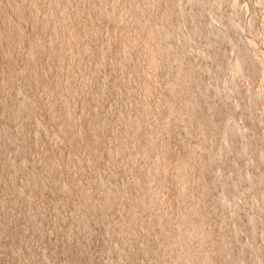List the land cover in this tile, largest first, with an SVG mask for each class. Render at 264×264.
I'll use <instances>...</instances> for the list:
<instances>
[{"label": "rangeland", "instance_id": "obj_1", "mask_svg": "<svg viewBox=\"0 0 264 264\" xmlns=\"http://www.w3.org/2000/svg\"><path fill=\"white\" fill-rule=\"evenodd\" d=\"M86 1L87 0H0V29H3L4 32V38L0 41V129L3 123V117L1 115L3 109L9 113L7 114V120L13 121V106H15L17 102H15L16 99L14 94L13 97H9L8 94H12L15 90V70L17 69L18 63L19 67L23 69L21 77L24 76V78L26 77L27 79V87L25 89L27 96L30 97L28 100L30 103L29 111H25L20 120L19 136L21 148L19 156L15 159V164L19 166V170H21V173L25 176L27 183L35 185V188L39 185H43L44 180H39L37 176H32L31 170L35 166L42 170L44 176L52 180L57 171L60 177H70L68 179H72L75 182L69 183L67 180L69 183L68 189L58 193L61 202L67 205L69 203L71 208H73V206L80 208L81 206L85 207L89 205L88 202L91 192L88 183L94 179L95 167L92 163L94 161L95 152L92 151L93 147L87 142L82 141L81 138L76 137V135L84 128H89L90 121L98 110L91 111V109L84 110L82 108L85 103L91 102L89 98L94 97L92 94L94 91V94L98 93L94 83L101 81L100 77L103 72L102 69L97 66V59H90L91 56L88 55V52L91 47H99L105 43L104 40H106V38H104L102 33L104 29L110 25L106 13L108 9L114 10L116 15L111 22L110 29L112 33L116 32V34L113 38V46L110 52L116 57L117 61L122 64L120 75H113L114 78L117 77V80L114 82L115 87L119 93L127 92L126 88H128L131 93H128L129 96L133 100H137L139 111H146V115L143 117L142 121L146 122L148 134L138 136L137 139L134 138L138 123L137 120H135L136 116L133 115V112H129V110L132 109L131 101L122 102L119 108V115L115 119H110L106 127H103L100 131L97 128H91L89 131L92 145L97 144V139L101 137H113L114 142L111 145L112 147L110 146L108 147L109 149L107 148L105 150L108 161L107 163L104 162L101 167L102 169H104V167L112 168L117 161L115 166L118 167L125 179L127 178L132 181L130 182L126 179L125 185L122 186V189L125 190L128 188H138L142 180L141 187H148L157 198L155 206L159 214L158 216H160L163 223H165L166 230L169 229V238L181 237L179 238V242H175L173 246L175 251H172L175 253L172 257L163 258L162 260H153L154 263H156V261L169 264L239 263L238 260L219 259L215 254L221 251V249H224L223 242L220 241L223 246L219 244V240L216 239L217 237L213 235L214 233L212 231L207 235L201 233L198 228L199 223L194 221L193 217H190L193 215L196 205L194 204V191L191 185L193 173L188 166V162L195 157L192 154V156L188 155L191 153H189L188 150H186L188 154L186 152V154L184 152L180 153V149H183L184 145L181 143V139H178L180 138L181 132L179 120L170 118L168 122L169 117L161 122H155L153 120L154 107L160 106L164 101V99H160V96L157 94L161 91V82L167 80L169 77L166 68L170 67L171 57L174 54L168 50L169 41L179 40V34L176 30L177 26H175V21L172 22V20L176 18V11L173 6L175 1L108 0V8H104L103 11L100 7V10L95 8L92 3L86 4ZM202 2L205 3V8L207 10L204 12L206 14L202 13L204 15H201V18L204 17L206 21H208V31L211 39V54L209 60L216 73V78L213 83L212 99L214 98L213 100L217 104L221 117L217 118L216 121L221 124L224 131L227 149V171H230V169L235 171L241 169L243 167V165H241L243 161L242 158L244 159L250 155L255 156L256 161H254L255 165H253L255 168L252 167L249 171H252V175L250 174L249 178L254 182L255 187L261 188L262 191L258 197V203H256L264 207V137L260 134V118L257 110V97L260 92H263L262 100L264 105V0H203ZM140 4L143 6L142 10ZM246 12L248 15L244 17ZM256 14L257 17L260 18L259 20ZM241 17L245 18L247 21ZM204 18L202 19L205 20ZM156 19L167 24L165 30H163L164 34L155 27ZM87 22H91L90 25L92 29L90 28V33L87 30ZM246 23L247 26H245ZM143 37H145V40ZM173 38L176 39L174 40ZM24 45H27L32 50L34 58L29 56L28 53L23 54L21 49L24 48ZM124 46L127 48H124ZM169 54L170 60L166 62L167 66L164 68L162 64H164V60ZM99 68L101 70H99ZM109 68L111 69V66H109ZM191 69L195 71L192 66ZM112 71L115 73L114 70ZM188 72L190 75L193 74L191 70ZM48 79H50V81ZM123 84L126 88L123 87ZM171 84L173 85L171 86ZM171 84V88L169 87L170 89H168L170 98L173 96L172 99L174 101L180 100L184 93L180 89L179 79H173ZM49 85L54 87L62 85V87L59 86V89H57L54 94L48 95L47 87ZM79 95L83 98L79 101L80 106L78 107V102L75 101L74 98H79L77 97ZM68 101H72V105L78 110V115L74 117L67 116L64 110V103ZM52 102L61 113L58 116H48L46 128H54L56 132L63 134L65 138H71L70 140L74 142L71 148L72 153L74 155H80L78 158L81 163L79 164L70 163V160L62 153L64 151L60 150L58 146H55L46 135V140H44L45 149L41 146L37 148L36 138L45 134V130L41 126H36L34 118L37 116V111L39 110L47 112ZM193 108L194 107L191 108L189 114H199V112H196L195 108ZM194 112L195 114H193ZM262 113L264 114V111ZM150 117H152V120H149L151 119ZM183 117L182 119H184ZM63 119L72 120V122H75L76 119H81L84 126L80 127L77 132H75L73 128L65 130V128L60 125V120ZM150 123H152L153 127ZM140 124H143V122ZM171 126L173 127V129H171L177 132L175 131L174 133V131L170 130L169 128ZM162 132L164 133L162 134ZM169 134L170 137H168ZM174 134H177V137H175ZM171 136L173 137L172 140L170 139ZM131 137L134 139H130ZM162 137H164L163 139L165 141ZM139 139L140 141L146 139L144 141L149 148L144 156H139L138 154ZM5 141V138L0 133V179L8 175L9 170H12L7 156L9 146ZM164 142L166 143L164 144ZM176 144H180L178 149ZM164 145H166L165 148H163ZM122 147L123 150L121 149ZM122 154L124 155L123 157L121 156ZM179 154H183L184 156H179ZM27 158H30L29 164H27ZM54 160L64 162V165L60 164L63 168H58ZM183 162L185 164H183ZM142 165L147 166V175L139 168ZM115 166H113V168H115ZM176 167L179 168L177 169ZM203 168L202 166V169ZM167 173H169V175H167ZM134 174H137L136 176L138 178H136ZM167 176L170 178H166ZM164 182L166 185H163L165 184ZM169 185L170 187L167 188ZM172 185L176 187L173 188L171 187ZM75 188L84 192V195L82 194V196L75 200L72 198L70 199L69 195L74 192ZM30 190L35 191L34 188H30ZM173 191L175 192L173 193ZM171 194L173 195L171 196ZM186 194L187 196H185ZM48 196L47 193V197ZM2 199L5 198L2 197ZM6 200L9 199L6 197ZM236 200L235 204L230 201L231 206H229V208L231 207V211L225 208V211L223 212L222 210V213L239 211L243 203H239L242 201L241 199H239V201ZM236 202L238 209L236 208ZM180 207L186 210L185 212L188 218L182 220V222H185V226L183 225L184 223H182L180 225L181 228L179 226L174 228V230L171 226L170 218L177 215ZM38 211L39 207L36 206V212ZM19 213H26V205L21 200H19ZM174 213L175 216L173 215ZM190 213L192 214L190 215ZM160 214L163 215L161 216ZM1 219L3 231L0 237V264H4L7 261H11V253L6 249V237L9 235L5 233L8 227H10V221L5 216H1ZM259 223L264 224V216H262ZM29 224H32L31 221ZM167 224L170 225L167 226ZM31 226L32 225H30V228ZM187 228L190 229L188 230ZM169 234H171V236ZM202 236H204V241L201 240L199 243L202 247L199 246V244L197 247L194 246L192 244L194 240H199ZM122 238L124 239V237ZM23 239L25 241V238ZM210 239L211 241H209ZM263 241L264 240H262V242L258 241V246L254 244V250L249 248L247 252L254 253L253 251H255L256 254L260 252V254L262 255L263 253L264 256ZM259 244H262L263 247L262 245L259 247ZM219 245H221L219 247L220 250H218L219 248L217 247ZM175 246H177L176 249ZM200 247L201 249H199ZM20 248L22 250V245L19 244V250ZM211 253L213 255H211ZM210 255L213 257H210ZM240 261L241 263L239 264L246 262L244 260L243 262L242 260ZM138 262L143 261L139 259ZM19 264H43V260L40 253L36 250H29V252L22 250V254L19 255Z\"/></svg>", "mask_w": 264, "mask_h": 264}, {"label": "bare ground", "instance_id": "obj_2", "mask_svg": "<svg viewBox=\"0 0 264 264\" xmlns=\"http://www.w3.org/2000/svg\"><path fill=\"white\" fill-rule=\"evenodd\" d=\"M107 1L108 0H87L86 4L92 3L95 8L99 10L101 8L103 11L104 8H108ZM174 1L175 4L173 6L174 10L176 11V18L172 20V22L175 21V26H177L176 30L179 34V40L177 39L178 41L171 42L168 40V50L174 54L171 57L172 59L170 61V67L166 68V62L170 60V54L164 60V64H162V66L167 69L169 77L167 80L161 82V91L157 95L160 96V99L163 98L164 101L162 99L163 103L161 102L162 104L160 106L154 107L153 120L155 122H161L165 121L167 117H169L168 122L170 118L178 119L180 122L179 127L181 128V132L180 138L178 139H181V143L184 145V148L180 149V153H187L186 150H188L189 153H191L187 154H192L195 157V160L191 159V161L188 162V166L191 168L193 173V181L191 185L194 191V204L196 205V209H194L195 211L190 217H193L194 221L199 223L198 228L201 233L207 235L210 233V231H212L214 233L213 235L217 237L215 238L219 240V244H221L220 241L223 242L222 244H224V249H221V251H218L215 255L219 259L238 260L239 263H241L240 260H242V262L243 260L246 261L242 264H264L263 253L261 255L259 252V255L256 254L255 251H253L254 253L247 252L249 248L253 249L254 244L256 245L258 241L262 242V240H264V224L259 223L260 219H262V216H264V207L259 204L257 205L258 197L262 190L257 186L255 187L254 182H252V180L249 178V175H252V171H249L252 169V167L255 168L253 165H255L254 161H256V157L250 155L244 159L242 158L243 161L241 165H243V167L241 168L240 165L241 169L236 171L230 169V171H227V149L225 145L224 131L221 127V124L216 121L217 118L221 117L217 104L214 102V98L212 99L213 83L216 78V73L209 60V56L211 54V39L208 31V21H206L204 17L202 18L205 20L201 18V15L206 14L204 13L207 10L205 8V3L202 2L203 0ZM140 5L142 6V4ZM142 9L143 6L141 10ZM245 10L247 11L246 7ZM106 14L110 25H108V27L105 28L102 33L104 38H106V40H104L105 43L99 47H91L88 52V55L91 56L90 59H97V66L103 71L100 77L101 81L94 83L98 93L94 94V91L92 93L94 97L89 98L91 99V102L85 103V101V104L82 106L84 110H98L96 115L90 121L88 126L89 128H84L81 132L79 131V134L76 135V137L81 138L82 141L87 142L91 147H93L92 151L95 152L94 161L92 163V165L95 167L94 179L88 183L91 194L90 200L88 202L89 205H86L85 207L81 206L80 208H76L73 206V208H71L69 203L67 205L66 203H62L59 199L58 193L68 189L69 183L75 182L72 179H68L70 177H60L57 171L52 180L44 176L42 170L35 166L31 170L32 176H37L39 180L44 179L43 185H39L37 188H35V185L27 183L25 176L21 173V170H19V166L15 164V159L19 156V151L21 148V140L19 136L20 120L22 119L25 111H29L30 106V103L28 102L30 97L27 96L25 89L27 87V79L26 77L24 78V76L21 77L23 69L19 67V63L17 64V69L15 70V90L12 94H8L9 97H13L14 94L16 99L15 102H17V104L13 106V121L11 122L10 120H7V114L9 113L6 110L3 109V113H1L3 117V123L0 133L5 138V142L9 146L7 156L9 158V165L12 169L11 171L9 170L8 175H4L5 177L0 179V237L1 232L3 231L1 216H5L10 221V227H8L5 233L9 235L6 237V249L9 251V253H11V261H7L4 264H19V255L22 254V250H26L28 252L29 250H36L40 253L43 264H169L162 263V261H156V263H154L153 260L155 261L162 260L163 258H169L175 253L173 252L175 251L173 246L175 242H179V238L181 237L176 235L177 238H169V229L166 230L165 223H163L160 216H158L159 214L155 206L157 203V198L151 192V190L148 187H141L142 180L140 181L138 188H136L137 186L135 185L136 189H133L132 187V189H122V186L125 185L127 178L125 179L118 167L115 166L117 161L113 165L115 168L112 166V168L104 167V169H102L101 165L104 164V162L107 163L108 161L105 150L113 144V137H101L97 139V144L92 145V139L89 133L90 129L97 128L100 131V129L102 130L103 127H106L110 119H115L119 115V108L122 102L131 101L132 109L129 110V112H133V115L136 116L135 120H137L138 123V128L135 130L134 138L137 139L138 136H144V134H148L146 122L142 121L143 117L146 115V111H139L137 100H133L129 96L128 93H130V90L126 88L124 84L123 87L126 88L127 92L119 93L115 87L114 82L117 80V77L114 78L113 75H120V69L122 68V64L117 61L116 57L110 52V49L113 46V38L116 34V32L112 33L110 28L111 22L113 21L116 14L114 10L110 9H108ZM246 15H248L247 12L244 14V17H247ZM257 19L259 20L260 18L257 17ZM90 24L91 22L86 23L89 33L90 28L92 29ZM166 25L167 24L165 22H160L159 19L155 20V27L162 32L165 30ZM245 26H247V23ZM2 38H4V32L3 29H0V41ZM143 38L145 40V37ZM125 47L126 46H124V48ZM21 50L23 54L28 53L29 56L33 57V52L27 45H24V48ZM109 66H111V69ZM191 66L195 71L191 69ZM100 68L99 70H101ZM112 70H114L115 73H113ZM189 70L192 71V75L189 74ZM173 77L179 79L181 86L180 89L184 93L182 98L176 101L172 99L173 96L170 98L168 94V89L171 88V81L175 79ZM48 80L50 81V79ZM173 84H171V86ZM59 86L62 87V85H57L56 87L49 85L47 87V94H54L55 91L59 89ZM262 96L263 92L258 93L257 110L259 112L260 118V134L262 137H264V114L262 113L264 111V105ZM77 97L79 98H74V100L78 102L79 107V101L82 100L83 97L81 95ZM71 102L72 101H68L64 103V110L66 111L67 116L74 117L78 115V110L74 108ZM55 106L56 105L52 102L50 103L47 112H44L43 110L37 111L38 113L34 118V122L36 126H41L45 130V134L39 138H36L37 148L41 146L45 149L44 140H46V135V137L53 144H55V146H58L60 150L64 151L62 153L70 160V163L72 162V164H79L81 163L80 159L78 158L80 155H74L72 153L71 148L73 147L74 142L70 140L71 138H65L63 134L56 132V129L54 130V128H46V123L49 118L48 116H58L61 113ZM192 107H194L196 112H199V114H189V111H191ZM193 114H195V112ZM182 117L184 119H182ZM150 118L151 119L149 120H152V117ZM142 122L143 124H140ZM83 124L84 123L81 119H76L75 122H72V120L68 119L60 120V125L63 126L65 130L73 128L75 132H77L80 127L84 126ZM150 124L152 125V123ZM171 128L173 129L172 126L169 129L172 130ZM163 133L164 132H162V134ZM174 135L177 137V134ZM168 137H170V134ZM163 138L164 137H162V139ZM172 138L173 137L171 136L170 139L172 140ZM130 139H132V137ZM144 140L142 139L140 141L139 139V156H144L149 149ZM165 143L166 142H164V144ZM166 145H164L163 148H165ZM176 145L178 149L180 144ZM121 149L123 150V147ZM181 155L182 157L184 156L183 154H179V156ZM121 156L123 157L124 155L122 154ZM29 162L30 158H27V164H29ZM54 163L58 168L61 169L63 167L60 166V164H65L64 162L58 160H54ZM183 164L185 163L183 162ZM202 166L204 167L203 169ZM139 168H141L147 175V166L142 165ZM136 175L134 174V176L138 178ZM167 175H169V173H167ZM168 177L169 176L166 178ZM129 181L132 182L131 180ZM163 185H166V183ZM168 187H170V185L167 186V188ZM171 187H173V185ZM30 188H34L35 191L30 190ZM174 192L175 191H173V193ZM47 193L49 195L48 197ZM82 194L84 195V192H81L75 188L74 192L69 195V198L75 200L76 198L82 196ZM172 195L173 194H171V196ZM5 196L9 200H6ZM185 196H187V194ZM2 197L5 199H2ZM239 199L243 201L239 202L240 204L243 203V208L240 207L239 211L235 209L236 211L232 213H222V210L224 212L225 208H227V210L231 209V207L229 208V206H231L230 201L234 202L235 204V200L239 201ZM19 200L24 202L26 205L25 214L19 213ZM36 206L39 207L38 212H36ZM185 211L186 210H184V208L180 207L178 212L176 211L177 215L175 216V213L173 214L175 217H169L171 219L170 221L173 229L179 227L182 223H184V226L186 225L185 222H182V220L188 218ZM191 214L192 213H190V215ZM30 221L32 224H29ZM30 225H32L31 228ZM169 225L167 224V226ZM169 235L171 236V234ZM122 237H124V239ZM23 238H25V241ZM201 240L204 241V236H202L199 240H194V243L192 244L197 247ZM209 241H211V239ZM19 244L22 245V250L21 248L19 250ZM221 245L217 247L219 248ZM261 245L259 244V247H261ZM199 246H201V244H199ZM256 246H258V244ZM176 247L177 246H175V249ZM201 247L199 249H201ZM218 250H220V248ZM211 255L213 254L211 253ZM211 255L210 257H213ZM139 259L143 262H138Z\"/></svg>", "mask_w": 264, "mask_h": 264}]
</instances>
